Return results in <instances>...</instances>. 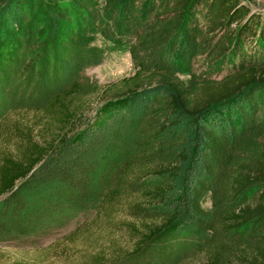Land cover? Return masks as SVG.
Listing matches in <instances>:
<instances>
[{
  "label": "trees",
  "instance_id": "obj_1",
  "mask_svg": "<svg viewBox=\"0 0 264 264\" xmlns=\"http://www.w3.org/2000/svg\"><path fill=\"white\" fill-rule=\"evenodd\" d=\"M38 11L46 39L27 59ZM98 34L125 46L130 76H85L103 60ZM0 87L37 114L0 149L1 242L126 194L131 241L112 261L264 264V12L240 0H0ZM126 140L108 181L101 166ZM160 237L169 248L149 250Z\"/></svg>",
  "mask_w": 264,
  "mask_h": 264
},
{
  "label": "rangeland",
  "instance_id": "obj_2",
  "mask_svg": "<svg viewBox=\"0 0 264 264\" xmlns=\"http://www.w3.org/2000/svg\"><path fill=\"white\" fill-rule=\"evenodd\" d=\"M240 1L253 12H264V0ZM29 17L31 21L25 28L30 30L22 49L23 56L27 59L41 48L46 39L42 11L30 14ZM92 46L103 50L104 54L100 65L84 71L91 81L98 85H109L133 73L131 58L121 43L98 34L94 37ZM11 102L13 100L8 88L0 87V149L14 147V125L26 123L32 126L37 119V114L32 111L12 108ZM99 102L98 98H93L92 108H96ZM131 151L130 142L127 140L112 148L101 166L100 173L106 176L108 181L114 178L117 180V172ZM129 212L127 196L123 194L112 204H104L95 210L75 214L58 228L49 227L39 234L0 241V264H142L129 258L121 260L123 257H120V260L115 258L119 261H112L118 248H127L130 245L131 236L125 227L132 219ZM169 246L168 238L160 237L150 244L149 250H166ZM101 253L106 262H95V257Z\"/></svg>",
  "mask_w": 264,
  "mask_h": 264
}]
</instances>
